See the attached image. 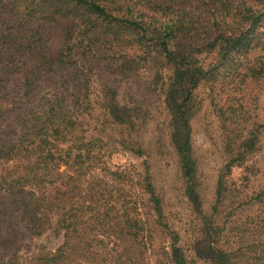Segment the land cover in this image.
<instances>
[{
	"label": "trees",
	"instance_id": "1",
	"mask_svg": "<svg viewBox=\"0 0 264 264\" xmlns=\"http://www.w3.org/2000/svg\"><path fill=\"white\" fill-rule=\"evenodd\" d=\"M237 66L264 81V0H0V264H264V218L235 228L232 245L217 217L228 177L261 148V129L216 103L226 80L244 78ZM135 78L144 101L162 103L159 138L199 222L185 244L148 161L139 180L109 162L119 150L148 157L141 134L155 115L120 91ZM43 81L38 105L16 111L1 95L14 86L27 98ZM202 90L221 113L226 158L210 213L193 143Z\"/></svg>",
	"mask_w": 264,
	"mask_h": 264
},
{
	"label": "rangeland",
	"instance_id": "2",
	"mask_svg": "<svg viewBox=\"0 0 264 264\" xmlns=\"http://www.w3.org/2000/svg\"><path fill=\"white\" fill-rule=\"evenodd\" d=\"M236 68L244 73V78L241 77V82L237 86H234L231 80H226L229 83L225 82L223 87L215 93L217 106L219 108L222 106L226 110L231 107L237 109L241 117L240 122L246 124V127L257 125L262 135L259 152L249 158L243 169H235L228 177L224 200L218 206L217 217L220 222L228 223L226 235L232 245L237 243V235L240 231L235 228H245L249 218L256 220L259 217L264 218V208L260 209L261 205L264 207V200L260 203L258 199V195L264 191V81L257 83L251 79L246 72L247 66ZM2 73L0 68V77L3 79ZM43 83L46 88L39 86L35 93L27 98H24V93L14 86L5 87L1 95L8 98L10 93L13 98L12 103L17 105L16 111H18V108L22 106L38 105L40 99L46 97L50 87L45 81ZM95 89H98V86L93 87V91ZM120 91L121 94H130L148 105L155 117L141 134L145 147L149 151L148 157L140 159L132 153L119 150L113 154L109 162L115 167L131 169L130 171L134 172L136 179L139 180L144 170L143 163L145 160L148 161L155 184L164 198L168 221L173 229L182 234L183 244H185L197 232L199 222L184 196L177 155L168 142L159 138L158 123L161 124L166 119L162 103L156 95H152L148 102L144 101L147 95L140 79L135 78L122 84ZM199 98L202 99L203 106L193 122L194 155L198 161L200 193L204 208L210 213L216 202L217 180L226 158L220 127L221 113L218 114L215 106L210 105L211 98L208 91L202 90ZM4 103L6 105V102ZM1 121L4 125L9 123L7 116ZM155 237H157L156 244L168 245L165 235L161 236L158 233ZM50 238L45 241L51 247L59 243L57 239ZM250 240L258 241L257 238Z\"/></svg>",
	"mask_w": 264,
	"mask_h": 264
}]
</instances>
